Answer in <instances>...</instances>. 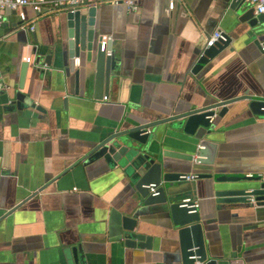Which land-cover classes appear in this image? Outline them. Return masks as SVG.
<instances>
[{
  "label": "crops",
  "instance_id": "1",
  "mask_svg": "<svg viewBox=\"0 0 264 264\" xmlns=\"http://www.w3.org/2000/svg\"><path fill=\"white\" fill-rule=\"evenodd\" d=\"M232 2L177 0L174 9L169 0H136V9L98 6L96 38H111L117 62L108 100L86 90L96 64L84 52L75 64L81 70L76 94L75 73L60 54L67 11L27 7L28 18L36 19L34 32L21 28L15 11H6L0 26V264H176L177 241L162 205L143 208L140 218L155 236L154 248L128 249L122 217L133 213L135 202L124 174L103 161L82 160L101 138L134 124L226 106L215 121L219 164L264 174V119L249 107L252 98H264V20L252 27ZM216 30L231 37L230 46L193 73ZM23 62L30 70L20 89ZM17 93L25 102L18 103ZM171 133L169 149L194 150L177 144L176 137L193 140L182 129ZM185 168L199 174L207 167L192 162ZM186 196L199 201L216 253L264 264V204L219 210L200 179L186 182L179 199Z\"/></svg>",
  "mask_w": 264,
  "mask_h": 264
},
{
  "label": "water",
  "instance_id": "2",
  "mask_svg": "<svg viewBox=\"0 0 264 264\" xmlns=\"http://www.w3.org/2000/svg\"><path fill=\"white\" fill-rule=\"evenodd\" d=\"M244 4L243 0H233L231 7L242 12V20L257 27L264 20V14L255 15L254 9ZM97 10L98 6H91L87 13L82 10L68 12V31L61 42L60 54L68 61L70 71L75 73L76 94H80L81 84V70L75 68L76 59L81 61L84 52L88 61L95 62L94 81L92 83L87 79L85 86L86 90H93L96 99H103L110 92L117 62L110 42L102 50L103 37L96 38ZM223 34L226 36L225 41L217 40L213 46H206L201 52L192 68L193 73L201 71L230 46L231 37L225 32ZM46 61L50 62V56H47ZM37 62H40V58ZM29 70L30 63L23 62L20 89L24 88ZM17 101L25 102L24 94L17 93ZM249 107L255 115L264 119V98H252ZM227 109L226 106L221 110L205 108L181 118L137 123L101 138L83 156V161H103L110 169L121 170L127 180L130 197L135 202L133 213L122 217V237L128 249L154 248L155 236L148 233L140 218L143 208L160 204L171 219L169 229L176 237V264H241L235 254L216 253L211 246L207 224L200 213H190L187 207L182 206L183 199L196 198L186 196L179 199L188 182L183 177L188 174L185 166L195 162L207 167L199 170L196 180L205 181L207 192L214 198L219 210H240L264 204V174L232 171L230 166H221L218 162L220 141L214 136L215 121ZM180 129L193 140L176 137L177 144L194 145L192 152L172 150L166 146L171 137H175L171 132ZM78 249L74 248V254Z\"/></svg>",
  "mask_w": 264,
  "mask_h": 264
},
{
  "label": "built area",
  "instance_id": "3",
  "mask_svg": "<svg viewBox=\"0 0 264 264\" xmlns=\"http://www.w3.org/2000/svg\"><path fill=\"white\" fill-rule=\"evenodd\" d=\"M170 8L174 9L177 0H169ZM251 6L257 15L264 14V0H243ZM103 4H126L131 9L137 8L136 0H0V26L6 21V11L12 10L17 13L21 20V28L29 32L35 31L36 19H29L26 13L27 7H32L36 12L40 13L44 8H50L52 12H76L85 7L101 6ZM111 38L104 36L101 40L102 50H105L106 44ZM217 40H226V36L222 30H216L207 40V46H213ZM264 50V44L262 45ZM110 53V51H109ZM80 64V60L76 59V65ZM108 100V97H104ZM187 181L196 180L198 175L190 173L183 176ZM182 206L187 207L190 213H195L200 207L197 199L187 197L183 199Z\"/></svg>",
  "mask_w": 264,
  "mask_h": 264
}]
</instances>
